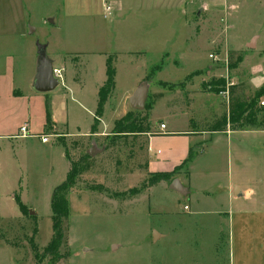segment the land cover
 <instances>
[{
	"label": "rangeland",
	"instance_id": "obj_1",
	"mask_svg": "<svg viewBox=\"0 0 264 264\" xmlns=\"http://www.w3.org/2000/svg\"><path fill=\"white\" fill-rule=\"evenodd\" d=\"M56 1L60 19L63 15L62 0ZM43 2L45 0H40L39 17L32 19L33 25L41 23V14L47 7ZM103 2L112 5V11L106 18L103 16ZM118 2L127 8L119 10ZM66 3L64 9L72 10V13L64 15V22L74 45H87L97 40L96 46L110 50L117 42L112 35L115 23L119 19L127 23L129 15H132L128 10V6L133 5L132 0H66ZM150 5L148 12H144L146 17L138 24L141 29L151 30L152 39L145 45L149 51L143 57L135 54L133 57L137 60L132 65L124 60L118 64L117 87L105 104L103 125L110 120L112 122L122 111L124 92L133 80L146 77L153 66L158 68L149 81L143 83L147 94V123L153 129H159L160 123H170L172 128L185 125L191 129L190 122L184 124V117L197 123L196 127H201L204 118L208 121L206 123H210L208 117H211V112L220 117L226 108V92L220 89L212 92V82L224 81L229 85L244 81L247 95L261 86L264 81V53L255 60L245 59L239 70L228 69L227 63L221 61L206 41L201 40L199 44L196 41L185 42L183 37L190 32L185 34L182 7L175 3L154 7V2H151ZM227 25L228 21L221 17L220 27L226 28ZM44 26L43 31L38 30L39 34L51 25L46 23ZM91 27L95 29L90 30ZM159 33L169 37L167 44L163 41L156 43L155 37ZM32 35L36 41L37 34ZM58 38L55 35L57 46L61 44ZM143 43L136 41L134 44L144 46ZM191 48L199 53L197 63L182 59L183 52H191ZM243 53L248 54L249 50ZM237 56L234 54L232 60L235 61ZM108 57L114 62L118 55L108 52ZM70 60L71 65L80 70L78 62L82 60L72 55H65V61L55 66H65ZM28 67L15 66L16 72H11L20 78L17 84L27 94L31 92L25 80ZM101 68L102 65L96 61L86 64L81 93L85 99L65 91L59 81L51 94L54 106L58 118H62L67 108L71 119L68 126L61 120L59 127L55 128L52 123L47 128L45 125V96H37L36 99L27 98L25 94L18 103H12L15 91L10 87V76L5 79L0 92V125L17 127L27 122L28 134L35 136L16 142L0 139V264L39 263L29 239L34 234L33 242L41 254L52 237L50 199L53 189L64 181L68 161H77L86 155H89L85 160L87 163L84 162L87 167L81 164L76 182L69 187L67 194L68 216L63 222L65 237L58 251L61 258L50 263L52 256L47 253L39 264H264L260 261V258L264 259V251L259 250L256 239L252 238L255 235L264 237V129L245 127L237 132L192 137L190 140L197 143V153L188 164V183L181 184L187 177V166L180 167L181 163L169 171L172 174L167 180L151 178L152 172L147 171L145 161L139 156L144 147L143 136L117 137L111 133L112 128L99 126L95 133L89 135L74 131L75 124L81 132L92 124L93 119L86 106ZM251 70L258 71L251 74ZM155 94H160V98L154 97ZM259 100L264 101V96ZM12 111L17 113L11 114ZM66 127L68 131L64 129ZM42 134H49L45 143L38 137ZM177 139L154 140L152 152L158 157V162L153 159L156 164L161 161L156 151L170 153L179 149L183 141ZM1 143L21 146L14 147L17 153H12L11 158L10 148ZM174 159L164 161L161 167L169 170ZM154 171L159 170L156 168ZM230 181L243 185L245 196L250 198L232 200L228 193ZM11 184L15 187L13 198H20L28 208L27 214L20 212L10 194L12 205L5 199L3 191ZM188 184L190 197L181 189ZM184 205H190V211L189 208L183 210ZM12 209L18 213L17 216H11ZM193 209H203L207 213L191 218L193 216L188 211L191 213ZM178 223L180 229L185 227L181 237L174 232H169V236L163 239L154 237V232L163 228L177 230ZM172 224L174 227H170ZM219 229L223 233L220 241L214 237ZM228 232L235 240L239 235L247 240L241 242L247 248L242 255L237 256L236 247L235 257L230 256ZM215 242H219V247L214 248Z\"/></svg>",
	"mask_w": 264,
	"mask_h": 264
},
{
	"label": "crops",
	"instance_id": "obj_2",
	"mask_svg": "<svg viewBox=\"0 0 264 264\" xmlns=\"http://www.w3.org/2000/svg\"><path fill=\"white\" fill-rule=\"evenodd\" d=\"M47 1V2H46ZM151 2H154V7H158L164 4H170L173 5L174 3L178 7H182V12L185 17V26H186V33L188 32L189 35H186V37H183L185 39L186 43L195 42L196 44H199L201 40L206 41L207 45L211 48L213 47L214 53L219 56L222 62L227 63V59H229V52H235V55H240L241 60L236 66L235 69L239 70V67L244 63L243 61L245 59L247 60H255L262 56L264 53V0H132V6H128V10L132 15H129L128 18H130V21L125 23L124 19H119L117 21L116 27H114L112 30L113 37L117 40L115 42L114 47L110 50H102L100 49L99 45L96 46V42L90 43L87 45H77V43L74 45L71 42L70 34L68 35L66 32V25L64 22V15H69L72 13V10L66 11L64 7L67 5L66 0L61 1V6L63 9V15L58 18V1L56 0H45L43 2V5L46 4L47 7H45V10L43 11V14H41V23L39 25H33V18L39 17V8H40V0H0V92L3 88V84L6 82V78H10L11 85L10 87L14 88L13 97L15 100L12 103H18L20 98L22 96L29 97H36L37 96H45L44 102L45 105L48 102L49 103V111H50V123H52V127H59V123L61 120H63L65 126L69 125V121L71 117L69 116L67 112V108H65L62 118H58V113L54 106V101L51 96L52 91L47 93H41L34 89L33 83L35 74L37 71V65L39 60V49L43 48L45 51V54L48 59L52 62L53 68L62 69V80L60 81V86L65 89V91H70V93L78 94L82 99L83 95L81 94L83 91L82 81H83V73L86 64L89 61H96L97 63H100L102 65L101 70L96 75V80L94 82V85L92 86V89L90 91L91 93V100H87L88 102V112L90 114L91 119L94 118V111L97 104V96H98V89L105 81V63L107 59V53L108 52H115L118 55V58H114L113 66L115 68V84L112 92L109 94V96L114 92L115 88L117 87V66L120 63L121 60L126 61L128 64L132 65L133 63H136L137 58L133 57L135 54L139 55L140 57L146 56L148 53V48H145L146 43L150 42V39H152V35H150L151 30H144L140 28L141 21L144 17H146V14L144 12H148L150 8ZM42 3V2H41ZM105 4L103 2L102 6ZM110 4V3H109ZM111 5V4H110ZM118 9H126L127 7L124 6L123 3L118 2ZM112 6V5H111ZM67 7V6H66ZM145 10V8H147ZM58 8V10H57ZM47 10V11H46ZM104 12V11H103ZM90 16L91 14H87ZM120 16V15H119ZM118 17V16H117ZM221 17L226 19L228 21V25L226 28L220 27V20ZM132 22L135 24L134 27H132ZM48 23L50 24V28L47 31L42 32V34L38 32L43 31L42 27H45L44 25ZM130 23V24H129ZM192 23V25H190ZM125 26V27H123ZM128 26V27H126ZM46 28V27H45ZM88 29V28H87ZM90 30H94L95 28L91 27ZM36 35V41L35 37L32 34ZM165 33H159L156 35V43L157 42H164L167 44L168 42V36H166ZM184 34V33H182ZM55 35H57L60 40H57L61 44L57 46ZM42 36V38H41ZM98 36V35H97ZM205 37V38H204ZM41 38V40H40ZM154 39V40H155ZM99 40V39H98ZM41 41V42H39ZM136 41H142L144 42V46L142 45H136L134 44ZM192 49V48H191ZM249 50L248 54H244L243 52ZM65 55H72L76 58H80L82 61L78 62V64H81L80 70L73 67L71 65V60L69 62H66L67 64L65 66H55L58 65L61 61H65ZM181 55V54H180ZM199 53H195L194 49H192L191 52H183L182 59L187 60L193 63H197ZM64 56V59L62 60V57ZM208 62L211 61L209 59V53L207 54ZM29 66L28 68V75L26 77V81L28 83V87L31 90L30 93H25L24 90L17 84L18 80L17 75L12 74L15 71L14 67H21V66ZM10 68V69H9ZM10 70V73L8 72ZM258 70H251V74H255ZM12 72V73H11ZM8 78V79H9ZM144 77L137 78L133 80L131 85L128 87V89L124 92V97L122 101V111L119 112L118 116L113 119L112 122L109 121V123H105L103 125V115L105 112V105L103 109V114L99 119V123L97 124L99 128H112L113 123L116 119H119L122 117L125 113L129 111H138L131 108L129 104V97L133 94L135 89L141 85L142 83H147L144 81ZM264 81H262L263 83ZM237 83H244V81H240ZM262 83L260 85H262ZM246 84V83H244ZM259 85V86H260ZM22 89V90H21ZM256 89V88H255ZM147 99V94H146ZM108 101V98H107ZM106 101V102H107ZM4 104H7L6 101H4ZM125 102L128 103V105H125ZM146 102V100H145ZM106 104V103H105ZM128 108V109H127ZM144 109V108H143ZM142 109V110H143ZM141 111V110H139ZM17 113L16 111H12L11 114ZM46 114V113H45ZM184 124L189 122V118L184 117ZM175 120V119H174ZM176 121V120H175ZM93 122V121H92ZM164 124V129H153L149 126V131L146 133H139L138 135L143 136L144 140V147L143 150L140 151L139 156L143 161L146 163L147 171L153 172L156 168H158L159 171L154 172H169L173 167L180 164L187 156L189 148H195L194 141H191L190 138L195 136H202L203 134L208 133H196L193 134L190 132V130L184 125L181 126V128H172L170 123H160ZM159 124V127H160ZM22 125H26L27 133H28V123L22 122L17 127H12L10 125H0V139H10L14 140H24L27 138H31L35 135L27 134L28 136H20L19 135V128ZM46 125V120H45ZM92 125V124H91ZM91 125L87 127L86 130H83L81 132V128L79 126H74V131L82 134V135H89ZM47 128V125H46ZM68 131V128H64ZM73 131V130H72ZM228 131V130H227ZM238 130L229 131L231 132H237ZM242 131V130H239ZM215 133H221V132H212V134ZM91 134V133H90ZM226 134V133H224ZM49 135V134H48ZM157 138H167V139H173V140H182L183 142L180 143L179 149L177 148L175 151H171L170 153L162 152L157 150L156 154L159 156V163L157 164L153 161H157V158L155 156V153L152 152L153 149V142ZM44 143V142H43ZM193 143V144H192ZM2 144V143H1ZM3 146H6V148H10V157L12 158V153L16 155V150H14V147L21 146V144L17 143H4ZM2 148V146H1ZM0 148V150H1ZM179 152V153H177ZM151 155V156H150ZM153 155V156H152ZM65 157V153H64ZM172 161V167L167 170L165 167H161L162 163L164 161H168L170 159H173ZM158 162V161H157ZM69 163V162H68ZM190 165V163H189ZM69 169V167H68ZM186 171V180H184V183L181 182V184H185V182L188 183V180L190 178V172ZM68 171V170H67ZM188 179V180H187ZM181 178L178 179V182L180 183ZM237 185V186H236ZM238 187L241 198L248 199L250 197H246V189L243 187V185L235 184V182L230 181L229 186V196L230 198L236 199L239 197H235L232 193L233 188ZM15 189L14 185L11 184L7 190H4L3 193L5 195V199H7V202L12 205L11 198L9 194L11 195L12 199L13 194L15 193L13 190ZM183 193H185L188 197L191 195V189L189 184L187 187L181 188ZM15 202V200H14ZM187 206V205H184ZM183 206V210L184 209ZM189 211H190V205H188ZM194 218L198 215H205L207 213L203 209L201 211H198V209H193V211L190 213ZM18 213L12 209L11 216H17ZM220 216L221 214L218 213ZM225 215V214H224ZM243 221H241L242 223ZM228 224H230V219L228 217ZM178 223L177 230L174 228H171V230H166V228L162 229L159 232H155L156 238L163 239L165 237L169 236V232L177 233L178 237H181L183 234V230L185 227L181 226ZM166 227V226H165ZM170 227H174L173 224ZM237 227H240L237 225ZM221 236H223V233H221V229L217 230V233H215L214 237L220 241ZM252 238L256 239V243L258 245L259 250L264 251V237H259L257 235L252 236ZM244 236L239 235L238 239L236 237V240L234 239L233 235L230 236V232H228V250L231 257H235L236 247H237V256L242 255V251H245L246 246H244L241 242H246ZM214 248L219 247V242H215ZM252 249L258 250L256 246H252ZM260 251V252H261ZM261 262H264V259L260 258ZM232 264V263H230Z\"/></svg>",
	"mask_w": 264,
	"mask_h": 264
},
{
	"label": "trees",
	"instance_id": "obj_3",
	"mask_svg": "<svg viewBox=\"0 0 264 264\" xmlns=\"http://www.w3.org/2000/svg\"><path fill=\"white\" fill-rule=\"evenodd\" d=\"M235 52H229L227 59L228 69L236 68L241 60V56L238 55L235 61L232 60V56ZM158 66H153L149 73L146 75L144 81L148 82L153 74V71L157 69ZM105 81L98 89L97 104L94 111V118L91 125L90 133L96 132L97 124L99 119L103 114L104 105L112 92L115 84V68L113 66V61L111 58L106 59L105 63ZM212 87V92L216 90H223L226 92V108L221 112L220 117H216L217 113L211 112V117H208L210 123L205 118L201 122V127H196L197 123H193L189 120L191 129L190 132L193 134L198 133H208L221 132L226 133L227 130H243L245 127L248 128H261L264 129V101H260V97L264 96V82L262 85L255 89L251 94L247 95L245 93L246 86L244 83H236L226 85L224 81L212 82L210 84ZM156 98H160V94L153 95ZM263 102V104H260ZM46 125L50 124V111L49 103H46ZM148 105L145 102L143 112L141 111H129L125 113L119 119H116L113 123L111 133L114 136H129L139 133H146L149 131V125L147 123L148 118ZM147 112V113H146ZM210 124V125H209ZM208 125V126H207ZM236 127H232L235 126ZM49 127V126H48ZM197 129H196V128ZM195 148H189L186 158L181 162L180 167L192 162L196 156ZM89 155L79 158L77 161L69 160V169L67 171L66 177L63 182L58 184L52 192L50 199V209H51V227H52V237L49 243L44 247L43 252L39 254L37 248L34 244V234L29 239V242L34 251L35 259L40 263V259L44 254H51L50 263H53L56 259L61 258L58 253L64 240L63 222L66 221L68 216V198L67 194L69 192V187L76 182L77 176L80 173L82 167L81 164L87 163ZM86 160V161H85ZM84 163V168L86 164ZM88 165V164H87ZM172 172H152L150 177H158L157 180H167L171 176ZM15 203L22 214H27L28 208L22 203L18 196L14 197ZM36 231L35 229L33 230ZM36 263V264H39Z\"/></svg>",
	"mask_w": 264,
	"mask_h": 264
},
{
	"label": "water",
	"instance_id": "obj_4",
	"mask_svg": "<svg viewBox=\"0 0 264 264\" xmlns=\"http://www.w3.org/2000/svg\"><path fill=\"white\" fill-rule=\"evenodd\" d=\"M58 84L59 81L53 74L52 62L50 61V59L47 58L44 49L40 48L39 60L37 65V71L34 78L33 87L38 92L47 93L52 91L55 87H57ZM145 100H146V87L142 83L135 89L133 94L129 97L128 101L132 109L139 111L144 108ZM232 193L235 197L241 196L238 187H234ZM154 237H156V234Z\"/></svg>",
	"mask_w": 264,
	"mask_h": 264
},
{
	"label": "built area",
	"instance_id": "obj_5",
	"mask_svg": "<svg viewBox=\"0 0 264 264\" xmlns=\"http://www.w3.org/2000/svg\"><path fill=\"white\" fill-rule=\"evenodd\" d=\"M103 11H104V17L106 18L108 15H110L111 11H112V6L110 4H104L103 6ZM213 55L210 54V57H212ZM214 58V57H213ZM53 74L54 76L58 79V81L62 80V69H58V68H53ZM261 104H263V102H261ZM165 125L164 124H160V128L164 129ZM19 135L24 137V136H28L27 134V128L26 125H22L19 128ZM40 138L41 142H47L48 141V135L42 134L40 136H38ZM184 209H187V206H184Z\"/></svg>",
	"mask_w": 264,
	"mask_h": 264
}]
</instances>
